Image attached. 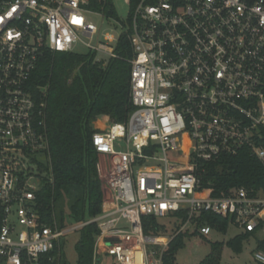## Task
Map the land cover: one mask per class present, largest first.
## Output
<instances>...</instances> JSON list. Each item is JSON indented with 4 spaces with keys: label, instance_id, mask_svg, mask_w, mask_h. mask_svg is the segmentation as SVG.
Instances as JSON below:
<instances>
[{
    "label": "built area",
    "instance_id": "1",
    "mask_svg": "<svg viewBox=\"0 0 264 264\" xmlns=\"http://www.w3.org/2000/svg\"><path fill=\"white\" fill-rule=\"evenodd\" d=\"M125 2L120 26L131 47L133 109L125 123L103 121L91 137L108 161L101 212L83 223L99 229L93 264L105 256L113 264H162L177 233H210L196 221L201 212L264 235L263 187L200 192L207 162L246 150L264 163V0ZM94 15L114 19L91 0H0V264H58L52 252L66 229L38 212L37 194L52 178L45 101L34 98L29 80L45 51L81 44L117 57L122 34L101 33ZM178 211L186 218L176 232L144 233V217ZM254 259L264 264L258 245Z\"/></svg>",
    "mask_w": 264,
    "mask_h": 264
},
{
    "label": "trees",
    "instance_id": "2",
    "mask_svg": "<svg viewBox=\"0 0 264 264\" xmlns=\"http://www.w3.org/2000/svg\"><path fill=\"white\" fill-rule=\"evenodd\" d=\"M91 5L116 17L109 0H91ZM115 53V58L98 61L96 54L90 52L45 51L29 80V89L34 98L38 102L41 99L45 101L44 117L52 178L51 181L48 178L43 181L37 194L38 212L49 223L54 215L61 229L83 224L100 214L106 192L97 171L98 154L91 143L92 135L100 131L95 123H125L133 109L128 61L131 47L126 34L119 37ZM262 134L264 146V129ZM238 186L254 190L264 188V163L242 150L236 156H221L204 164L200 180L203 196H220ZM85 214L89 219L85 218ZM169 217L173 219L169 229L153 216L144 217V233H174L186 215L184 211H178ZM196 221L222 233L226 231L228 223V219L211 212H201ZM79 230L77 263L93 264L95 237L99 232L97 224L89 222L81 225ZM250 233L253 232L235 235L226 241V245L239 253L243 240ZM257 242L258 247L264 249V242ZM182 244V233L179 232L167 244L162 264H178L175 253ZM56 252L57 246L52 253L55 255ZM42 264L55 263L45 258ZM197 264H222L221 244L211 243V252Z\"/></svg>",
    "mask_w": 264,
    "mask_h": 264
},
{
    "label": "rangeland",
    "instance_id": "3",
    "mask_svg": "<svg viewBox=\"0 0 264 264\" xmlns=\"http://www.w3.org/2000/svg\"><path fill=\"white\" fill-rule=\"evenodd\" d=\"M115 11L116 17L114 19H104L99 15L92 16V21L99 27L101 33H111L114 37L123 33L122 24L129 12V6L125 0H109ZM111 45H115L112 43ZM74 53L84 54L86 49L77 44L74 47ZM96 60L106 59L104 55L97 54ZM95 125L101 130L106 123L103 121H97ZM97 167L99 168L98 175L101 179L102 188L103 175L108 168V161L106 157L98 155ZM85 218L89 219L87 214ZM159 222L164 224L168 229L172 227L173 219L171 217L159 218ZM81 224L67 227L64 235L58 240V247L56 253H61L58 258V264H78V258L76 253V245L80 239L81 232L79 230ZM246 233L243 229L239 228L232 222L227 223L226 231L220 232L217 229L212 228L210 233L206 236H201L198 233L193 232L192 227H189L182 231L183 244L175 253V261L178 264H197L205 256L211 252V243L219 242L221 244V263L222 264H255L254 252L257 250V241L264 235L257 231L250 233L242 243L241 251L239 253L234 252L226 245V241L235 235ZM169 234V233H168ZM60 259V260H59ZM60 261V263H59ZM94 264H113L112 259L105 256L103 260L98 263L94 261Z\"/></svg>",
    "mask_w": 264,
    "mask_h": 264
},
{
    "label": "crops",
    "instance_id": "4",
    "mask_svg": "<svg viewBox=\"0 0 264 264\" xmlns=\"http://www.w3.org/2000/svg\"><path fill=\"white\" fill-rule=\"evenodd\" d=\"M257 245H258V242H257Z\"/></svg>",
    "mask_w": 264,
    "mask_h": 264
}]
</instances>
